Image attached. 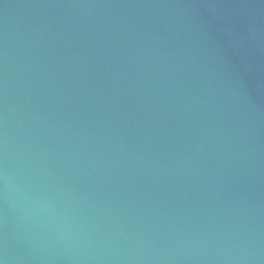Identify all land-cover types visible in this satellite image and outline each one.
Segmentation results:
<instances>
[{
	"label": "water",
	"instance_id": "obj_1",
	"mask_svg": "<svg viewBox=\"0 0 264 264\" xmlns=\"http://www.w3.org/2000/svg\"><path fill=\"white\" fill-rule=\"evenodd\" d=\"M0 264H264V0H0Z\"/></svg>",
	"mask_w": 264,
	"mask_h": 264
}]
</instances>
